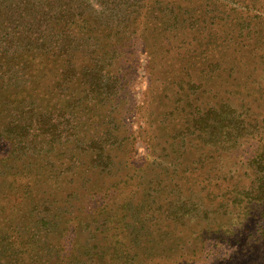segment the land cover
<instances>
[{
    "label": "rangeland",
    "instance_id": "1",
    "mask_svg": "<svg viewBox=\"0 0 264 264\" xmlns=\"http://www.w3.org/2000/svg\"><path fill=\"white\" fill-rule=\"evenodd\" d=\"M54 1L79 2L0 0V153L12 155L0 157V264H264V0H145L127 28L96 32L98 53L122 52L110 69L122 82L104 106L86 101L77 136L53 139L34 118L11 135L17 109L64 107L89 87L61 94L64 61L26 52ZM224 104L247 131L203 148L191 120ZM96 138L111 174L87 148Z\"/></svg>",
    "mask_w": 264,
    "mask_h": 264
},
{
    "label": "trees",
    "instance_id": "2",
    "mask_svg": "<svg viewBox=\"0 0 264 264\" xmlns=\"http://www.w3.org/2000/svg\"><path fill=\"white\" fill-rule=\"evenodd\" d=\"M144 1L145 0L140 3L131 2L133 5H129L127 0H79L78 3L77 1H68L64 2L63 5L54 1L55 4L61 7V10L59 12L55 11L46 21L43 20L42 17L39 19V21H45L44 24L46 29L43 30L44 35L41 36L40 40H34L30 45L32 47L28 48L26 52H28V54L33 53L34 55H37L39 51L43 52L44 58L42 64L50 65V68H53L57 62L64 61L66 68L64 67L60 72L63 78L62 80L59 79L56 85V88L61 94H65L67 91L71 90L70 86L84 85V82L86 84L89 82V87L87 91H83L85 93L83 97L69 102L64 107L56 106L52 110H44L42 112H39V110L42 109L41 107H28L27 111L17 109L20 111L19 117L22 119L16 121L14 124H9L6 130L7 133L12 135L14 131L17 132L19 130L18 133L20 137L23 132V127L26 126L25 122H28L30 118H34L36 124L32 127L28 126L32 130H35L38 123L43 121L44 131L46 134H50L53 139L60 138L57 136L58 131L60 135L67 133L69 137H76L78 132H75V130L78 129L80 125L77 112L82 111L86 105V101L93 103L97 102L98 105L104 106L101 102L105 97L103 96L101 98V96L106 90L111 94L122 82V79L114 71L110 70L111 66H113V60L122 57V52L118 54L116 50L113 52L106 50L98 53L96 49H98L101 43L94 41L96 40L95 36L97 37L96 32H101L103 30L113 32L114 30L120 31L121 29L127 28L125 24L130 23L135 14L147 7ZM124 2L127 3L125 8L123 7ZM173 3L174 12L178 9V4L175 1H173ZM159 4L162 5L160 2ZM78 26L79 28H77ZM190 29H192L191 26ZM5 48L9 50L6 46ZM79 56H83L82 62L89 61L88 64L79 67ZM119 61L118 59V62ZM198 88L201 90V86L198 85L191 87L190 92H192V95L197 92L196 90H198ZM114 95L117 96L118 92ZM189 96H191V93ZM31 104L34 105L33 103ZM200 112L201 110H198V114L192 118L188 130L197 132L196 124L203 125L201 132H207L209 134L208 138H203V148H205L207 144L216 145L219 138H221L219 136L220 133H222V136L225 138L232 135L229 129L236 130L240 127V135H242L244 131H247V125L245 121L241 119L242 114L231 105L224 104L220 109L210 108L208 112L203 114H200ZM209 113H211V115ZM27 115L30 117L26 120L24 117ZM60 118L67 119L65 121H60ZM29 125H31V122H29ZM62 125L68 126V130L64 128L60 129ZM221 128L227 129H223L222 131ZM38 129L40 130V128ZM3 140H6L5 134L0 132V144ZM113 140L116 141L117 137H113ZM84 141L86 140L84 139L83 142ZM105 142L106 141H102V138H96L90 140L88 143L90 146H87V148L92 151L97 149V153L94 157L97 162L99 160L98 167L102 168V171L108 170L107 173L111 174L114 170V168H112L114 159L112 154L107 152L106 144H104ZM79 143L81 144L82 142ZM26 145V148H28L30 144L27 143ZM24 155L27 154L25 153ZM6 156L9 157L7 158ZM0 157L1 159L6 158L11 160L12 155L9 151H1ZM0 162L3 161L0 160ZM81 163H84V160L79 162V164ZM149 166L150 164H146L142 167L146 170ZM2 173L0 169L1 179L5 176V174ZM138 185L139 184L136 185V189ZM14 205L16 206L17 204ZM11 206L13 205L10 204L6 206L8 210H3V215L12 212L10 209ZM185 216L180 217L182 219L180 223L181 226L186 225ZM11 219V216H5L4 222H9Z\"/></svg>",
    "mask_w": 264,
    "mask_h": 264
}]
</instances>
